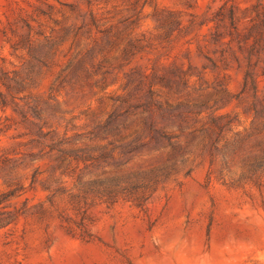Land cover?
Segmentation results:
<instances>
[{
  "label": "rangeland",
  "instance_id": "1",
  "mask_svg": "<svg viewBox=\"0 0 264 264\" xmlns=\"http://www.w3.org/2000/svg\"><path fill=\"white\" fill-rule=\"evenodd\" d=\"M151 112L174 180L68 234L73 155L118 158ZM263 150L264 0H0V264H264Z\"/></svg>",
  "mask_w": 264,
  "mask_h": 264
},
{
  "label": "trees",
  "instance_id": "2",
  "mask_svg": "<svg viewBox=\"0 0 264 264\" xmlns=\"http://www.w3.org/2000/svg\"><path fill=\"white\" fill-rule=\"evenodd\" d=\"M247 78L250 81L252 80L249 70L247 71ZM163 115L164 117L168 116L164 113ZM112 119L113 117L110 118L105 127L113 125ZM154 120V113L151 112L150 122L141 130L139 138L126 144L122 148L123 153H120L116 159L113 157V150L107 149L101 151L96 157H93L90 153L86 155L87 151L85 150H79L76 155H73L75 161L88 162V164L76 177V182L72 188L65 190L71 208L77 217V220H70L71 225L66 230L68 234L77 235L86 242L91 241L93 237L89 229L90 219L87 212L95 203L111 206L119 201H124L145 211L153 195L163 189L170 180H174V177L178 174L175 166L176 159L173 155H169L166 149L170 146L173 151L175 150L177 144L170 145V142L176 137L166 134L165 126H158ZM149 146L154 148V153L160 155L156 163L148 164L147 160H143L140 165H129L131 158L128 156L141 157V152L147 150ZM60 153L63 155L62 152ZM165 155L167 158L164 161ZM124 156L127 157L124 159ZM248 160L250 161L244 167L247 168V172L250 173L251 177L256 173H264V150L262 154H254ZM115 161L118 162L115 163ZM104 162L111 163L99 164ZM188 172L185 173V176L189 174ZM55 183L59 186L58 188L51 189L49 185L45 187L50 192V199L63 190V187H60L62 182L58 180ZM65 191L62 193H65ZM5 198L6 196H1L0 204ZM11 218V214L1 217L0 226L8 225Z\"/></svg>",
  "mask_w": 264,
  "mask_h": 264
}]
</instances>
